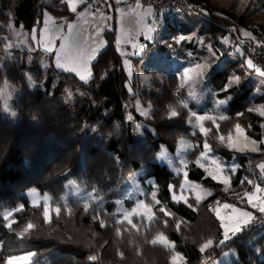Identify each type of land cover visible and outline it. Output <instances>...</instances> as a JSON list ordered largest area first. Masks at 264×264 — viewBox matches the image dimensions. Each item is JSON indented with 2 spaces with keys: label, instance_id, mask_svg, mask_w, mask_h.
Masks as SVG:
<instances>
[{
  "label": "trees",
  "instance_id": "1",
  "mask_svg": "<svg viewBox=\"0 0 264 264\" xmlns=\"http://www.w3.org/2000/svg\"><path fill=\"white\" fill-rule=\"evenodd\" d=\"M185 1L193 9L192 14L201 19L198 36L213 53L212 75L208 79L215 91L210 98L231 97L227 119L218 122L219 130L211 128L210 145L216 147V135L225 136L236 124L243 125L247 120L252 125L247 133L259 142V130L264 133V127L259 128L256 122L264 125V117L260 120L248 109L264 103V83L259 85V80H253L252 72L241 76L240 59L231 53L238 48L243 57L248 56L240 45L254 37L261 38L264 23L251 25L244 17L216 9L207 0ZM255 1L264 7V0ZM43 10L66 12V5L61 0H0V41L12 27L30 31L39 23ZM173 25L169 27L174 35L191 33V27L185 24L179 31ZM227 29L232 30L238 44L228 40ZM111 33H105L107 45L93 61L92 77L87 82L55 71L49 55L26 49L5 52L0 43V211L14 205L21 194L31 189L48 196L51 210L50 221L45 223L41 204H24L10 217L14 221L11 230L0 216V264H6L9 256L29 253L34 254L35 264H171L172 251L152 243L157 235L174 243L175 252L183 258L181 264H200L228 250L235 254L228 264H264V228L256 230L252 225L260 213L254 211L252 223L220 245V222L215 211L208 210L214 200L218 205L227 202L247 207L245 197L246 205H240L226 194L242 185L240 166L255 167L250 157L260 160L263 155L249 156L222 146L219 154L239 163L227 188L191 163L187 179L208 189L211 195L199 204L196 200L188 204L172 202L169 186L175 185L179 177L153 159L162 147L173 153L180 138H187L193 147L187 157L196 155L203 138L197 131L191 133L187 125L188 109L180 102V79L176 74L159 76L145 87H136L137 80L133 78L134 91H128ZM164 48L165 45L158 46L160 50ZM184 48L179 50L196 51L190 44ZM204 52L199 50L201 55ZM229 68L240 75L239 83L225 90L232 74ZM4 86L13 90L11 113L15 112V116L4 111ZM134 100L152 107L149 117L142 121L145 124L140 135L134 123L142 118L132 110V121L126 119L125 106ZM172 109L178 113L175 117L169 116ZM140 170L144 171L140 182L150 179L160 201L155 207L157 217L143 235L133 230L126 232L123 225L117 224L120 216L115 205L124 177ZM260 179L261 172L248 192L255 184L261 185ZM75 190L80 197L73 198ZM85 203L89 205L87 210ZM161 207L170 215L159 212ZM55 208L60 209L59 214L52 211ZM28 223L34 227L23 236L17 235ZM207 239H213L214 246L200 252Z\"/></svg>",
  "mask_w": 264,
  "mask_h": 264
},
{
  "label": "rangeland",
  "instance_id": "2",
  "mask_svg": "<svg viewBox=\"0 0 264 264\" xmlns=\"http://www.w3.org/2000/svg\"><path fill=\"white\" fill-rule=\"evenodd\" d=\"M61 1L66 5V12L43 10L39 23L30 31H23L20 28L12 27L8 36L2 35L1 38L3 41H0V43L2 44L4 51L11 52L15 49L39 51L50 56L55 71L71 74L79 81L87 82L92 77L91 65L93 61L96 59L99 52H101L107 45V36L105 33L106 31H112L111 38L113 45L117 54L120 56L121 66L127 78L125 85L130 93L134 91L132 83L133 78H136L137 80L136 87H145L149 85L153 79L160 78L159 76H165L170 73L176 74L180 79L178 86L180 102L182 105L186 104V108L188 109L189 118L187 120V125L190 128L191 133H195L196 131L200 133L203 141L201 143L200 152L196 155L187 157L193 147L187 138H180L177 141L173 153L165 147H162L156 154L153 162L171 169L172 173L179 177L176 179L175 185L171 184L169 186L172 202L176 204H188L191 203V201L196 200V195H200L201 200L208 196V189L185 179L184 176V173L191 167V163L196 165L195 162L197 158L200 157L201 152L205 151L203 148L205 140H207V143L210 145L212 140V137L209 136L211 128L217 129L212 121L205 120L198 122L196 117L199 115L212 116L216 118V123L218 124L219 121L225 120L220 119V117H226L225 113L229 99H218L216 96L210 98L211 94L214 93L213 91H215L213 90L215 89V86H212L210 83L211 79H208L209 75H212L210 66L212 64L211 56H213V53L208 45L203 43V39L198 36L199 25L202 24L201 19L197 15L188 11L182 14L168 16L166 18L165 14L157 13L149 6H137V3L132 5H119V8L115 7V11L108 9L107 11L101 10L90 12L86 6L82 4L81 0H71L72 5L76 8V11L73 12L69 9L68 0ZM207 2L216 9L231 12L235 16L244 17L245 21L251 25L264 23V7H260V3L257 4L256 1L254 3L253 0H207ZM122 6L123 8L120 9ZM161 20L162 23L159 24ZM172 24H174V29H177L178 31L179 29L181 30L183 26L181 24L191 27V33L184 36L185 43H181L182 40L177 43L179 38L183 35H174V32H172V29L169 27ZM68 25H71V28H69ZM146 35L151 38L146 39ZM261 39L264 41V33ZM185 44H190L195 47V53H192L190 50L181 52L179 49L184 48ZM61 45H63V47H61ZM159 45H165V48L160 50L158 49ZM172 45H174V47H172ZM48 49H51V51H48ZM199 50H205L204 54L201 55ZM231 54L232 57L234 56L233 58L240 59L239 66L242 69V73L240 72L241 76L252 72L253 75H251L253 80H259V85H262V82L264 83V69L254 67L253 64L252 67H249L247 62L251 59L249 56L243 57L241 50L238 48H234ZM137 57L140 59H137ZM125 61H127V63H125ZM58 62L63 67H57ZM198 64L205 66L203 68V76L197 78L195 74H192V80L185 82L183 79L184 69L195 68ZM65 69H74V71H66ZM229 72L232 74L228 77L224 88L229 85L234 77L240 76L234 70H231V68H229ZM77 73H79V75H77ZM89 73H91V75H89ZM80 75H83L86 78L81 80ZM232 85H235V83H232L231 86ZM228 88L229 87H227V89ZM257 88L259 87L257 86ZM257 93L259 92L257 91L256 94ZM256 94L254 97H256ZM2 97L4 111L6 113H11L13 90H11L10 87L4 86L2 88ZM219 100H226L227 103L220 105L218 104ZM262 104L264 103H259L251 108H257ZM151 108V105L144 106L138 100L129 102L127 106H125L127 111V121H132V110L142 118L141 122L134 123L135 132L138 135L141 134L143 125L145 124V122L142 121L149 117ZM249 109L248 112H250ZM250 113L260 120L263 118L256 111H251ZM247 121L248 122L245 124L240 125L243 129V136L239 137L238 144L239 146L245 147V149L247 147L257 148L262 154L264 146L263 129L259 130L261 135H259L258 142L247 133V130H252L251 123L249 120ZM199 123H202L204 127L209 129L207 136L200 132L198 126ZM256 123L259 128H262L263 122L257 121ZM146 127L148 128V126ZM231 133L234 141L237 140L235 126ZM219 135H216V147L210 145L211 151L206 152L204 158L201 159V163L205 164L209 171L206 172L204 168L201 169H203L205 174L209 177H211L209 172L219 175L218 170L212 163V161L215 160L224 169L223 174L231 177V174L234 175L236 173H233L231 169H237V167H239L238 163L235 161V158H231L229 162L226 161L227 158L219 154L218 149L224 148L222 146H226L232 151L236 150L227 146L228 134L225 135L224 143L220 142L218 138ZM236 152L246 154L247 150ZM143 173L144 171L140 170L124 177L122 186L118 191L120 196L115 203L117 207L116 212L120 216L119 220L117 219L116 221L117 224L123 225L126 232L130 233L129 230H133L135 233H140L142 235L144 234L143 230L149 228L150 224L157 217V214L155 213V207L157 206L155 189L150 179L145 180L144 184L140 182L139 179L143 176ZM215 181L219 182V180ZM221 184L224 189L227 188V184ZM181 185H183V189L181 188ZM260 187L264 188V184L260 185ZM254 190L253 187L251 192ZM181 194L188 198L187 203L183 200L177 202L172 199L173 195L180 196ZM69 195L70 193H68L63 200L66 201ZM73 196V198L80 197L79 191L75 190ZM260 197H264V192L257 194L258 199L255 202L258 203ZM46 199L49 205V199L46 194H39L38 191L33 189L28 190L21 194L20 198L14 203V205L1 210L0 216L4 219L6 213L11 212L13 214L17 208L21 209L24 204L28 205V207H35L41 204L44 211V203ZM140 201H143L151 207V219H149V215L146 214L147 210L140 206ZM224 203L227 202H222L218 206H220L221 215L226 218L225 223H228L229 221L227 220V217L232 216L233 213L231 212V209H224L222 207ZM232 205L237 209L251 212L253 216L254 211L259 213L256 208H253L248 203L247 207L235 204ZM235 215L238 216V213ZM126 216L127 219L125 218ZM10 217L6 220L7 224L9 221L14 222ZM129 220H131V223L128 222ZM118 234H120V232H118ZM160 236L161 235L155 236L153 240H157V243H155L156 245L172 251L170 261L171 264H173L172 258L178 254L175 252V245L167 239L170 243H168V246L166 247L165 242L159 240ZM29 254L31 255L24 254L18 256H28V260L21 261L20 264H35L33 262L34 254ZM234 257V252L228 250L218 257L206 259L200 264H228L234 259ZM181 262H183V258L179 254L176 264H181Z\"/></svg>",
  "mask_w": 264,
  "mask_h": 264
},
{
  "label": "snow or ice",
  "instance_id": "3",
  "mask_svg": "<svg viewBox=\"0 0 264 264\" xmlns=\"http://www.w3.org/2000/svg\"><path fill=\"white\" fill-rule=\"evenodd\" d=\"M81 2L83 3L84 0H81ZM68 6H69V9L71 11H73V12L76 11V8L72 5L71 0H68ZM137 6H139V2H137ZM68 27L71 28V25H68ZM244 35L251 37V34L248 33V32H244ZM145 38L146 39H150L151 37L146 35ZM184 39H185V37L181 36L179 38V40L177 41V43H179L180 40H184ZM61 47H63V45H61ZM209 47H211V46H209ZM48 51H51V49H48ZM58 59H59V57H58ZM125 63H127V61H125ZM247 63H248L249 67L253 66L251 60H249ZM57 67H63V66L58 62L57 63ZM204 67H205L204 65H199L198 64V65L195 66V68H185L184 71H183V79L185 80V82H188V81L192 80V78H193L192 74H195V76L197 78H201L203 76V68ZM65 70L66 71H74V69H65ZM77 75H79V73H77ZM89 75H91V73H89ZM85 78H86L85 76L80 75V79L81 80H84ZM232 83L238 84L239 83V77L238 76L234 77L230 81L229 85L226 86L225 90H227V87H230ZM229 99H231V97H229ZM225 103H227L226 100H219L218 101V104H220V105H223ZM183 106L187 107L186 104L183 105ZM5 110H7V109H5ZM249 111L250 112L251 111H256L260 116L264 117V104L259 105L257 108H250ZM145 114H147V113H145ZM11 115L15 116L16 113L13 112V113H11ZM176 115H178V113L176 112L175 109H172L169 112V116L170 117H175ZM196 119H197L198 122H202V121H205V120H210V121L213 122V124L216 125L217 130H219V125L216 123V118H214L212 116L199 115V116L196 117ZM220 119H227V118L224 117V116H221ZM198 126L200 128V132L203 135L207 136V134L209 132V129L204 127L202 123H199ZM262 127H264V125H262ZM235 131H236V134H237V140L234 141L232 133L229 132L228 135H227V146L230 147V148H234L236 151H241V152L245 151L246 150L245 147L239 146V144H238L239 137L243 136V129L241 128V126L239 124L235 125ZM218 138H219L221 143L225 142V136L224 135H219ZM253 143H255V142H253ZM203 148H204L205 151L201 152L200 157L197 158L195 163H196V165L198 167L204 168V170L207 172V171H209L208 168L205 166V164L201 163V159L204 158L205 153L211 151L210 145L207 143V140H205ZM251 151H256V149L253 148V149H251ZM212 163L215 165L216 169L218 170L219 175L216 174V173H213V172H209V175L211 176V178L213 180H219V182H221L223 184H229L231 178L229 176L223 174L224 169L221 167V165L219 163H217L215 160H213ZM258 167L261 169L262 172H264V164H260V165H258ZM236 170H237L236 168H232L231 169V171L233 173H235ZM184 176H185V179H187V172L184 173ZM241 183L243 184V183H245V181H241ZM247 183L252 184L253 182L251 180H248ZM181 188L183 189V185H181ZM254 189L255 190L253 192H245L244 193V197L246 198L247 203L249 205H251L253 208H256L259 211V213L264 214V197H260L258 203L255 202L258 199L257 198V194L264 192V188L260 187L257 184V185H254ZM208 195H211V193H208ZM172 199L176 200L177 202H179L181 200H183L185 203L188 202V198L183 196L182 194L180 196L173 195ZM200 201H201V196L200 195H196V203L199 204ZM156 203L159 204L160 201L156 200ZM140 206L144 207L147 210L146 214H148L149 215V219H151V212H152L151 207L149 205L145 204L143 201H140ZM88 207H89V205L87 203H85L84 204L85 210H87ZM189 207H191L190 204H189ZM222 207L224 209H231V212L233 213V215L232 216H228L227 220L229 222L225 223V219L226 218L221 215L220 206H218L215 209L216 217L220 221V227L222 229V237L223 238L219 240V244L220 245L225 244L230 239V237H235L238 233L242 232L255 219V217L253 216V214L251 212H247V211H243V210L237 209L232 204L224 203L222 205ZM20 210H21L20 208L16 209V211H20ZM52 211H55L57 214H59L60 209L59 208H55V209H52ZM159 211L164 213L165 216L170 215V213L168 211H166V209L164 207H161L159 209ZM237 213H238V216L235 215ZM11 215H12L11 212L6 213L4 215V219L8 220ZM43 217H44V222L48 223L49 222V217H50V208H49L47 199L45 200V203H44ZM125 218L127 219V216ZM128 222L131 223V220H129ZM12 223H13L12 221H9V223L6 224L5 226L8 227L11 230ZM101 225L103 226V221H101ZM33 227H34V225L32 223H28L27 226L22 231L17 233V235L23 236L25 233H27ZM176 227H177V229H179L180 228V224L177 223ZM159 240L160 241H164L166 247L168 246V243H170V242L167 241V238L162 236V235L159 237ZM152 243L153 244L157 243V240H153ZM212 246H214V240L213 239H207L203 244H201L199 250H200V252H205L206 249H208V248H210ZM28 255L30 256L31 254H28ZM178 258H179V254H177V256H174L172 258L173 264H176V260ZM91 259L95 260L96 257L93 256V257H91ZM27 260H28V256H23V257L9 256L7 261H6V264H20L21 261H27Z\"/></svg>",
  "mask_w": 264,
  "mask_h": 264
},
{
  "label": "built area",
  "instance_id": "4",
  "mask_svg": "<svg viewBox=\"0 0 264 264\" xmlns=\"http://www.w3.org/2000/svg\"><path fill=\"white\" fill-rule=\"evenodd\" d=\"M139 2L140 6H149L155 10L157 13L165 14V17L182 14L184 12L193 13V9L188 7L185 0H85L84 5L90 12H97L103 10L108 5H132ZM162 23V20L159 24ZM227 38L230 42L238 44L236 36L231 29L226 30ZM240 48L244 50L252 64L255 67L264 69V43L259 37H254L247 40L240 45ZM262 154L264 157V146L262 149ZM242 173V181H245L242 185L238 186L236 190L230 191L226 194L227 198L234 199L240 205H246L244 199V193L251 189L252 184L247 183L248 180H256L260 177V171L248 164L240 166ZM218 206V200L212 201L208 204V210L214 212ZM256 230L264 228V214H259V219L252 223Z\"/></svg>",
  "mask_w": 264,
  "mask_h": 264
},
{
  "label": "crops",
  "instance_id": "5",
  "mask_svg": "<svg viewBox=\"0 0 264 264\" xmlns=\"http://www.w3.org/2000/svg\"><path fill=\"white\" fill-rule=\"evenodd\" d=\"M85 1V0H84ZM82 4H84V2L82 3ZM120 5H123V4H120ZM109 6H110V8H109ZM119 6V4L118 5H113V6H111V5H108V6H106L102 11H107L108 9H111L112 11H115V7H117V8H119L118 7ZM140 6V5H139ZM141 7H145V6H141ZM147 7V6H146ZM121 8H123V6L122 7H120V9ZM254 147H247L246 148V150H247V152H246V154H249V156H254L255 154H257V153H260L259 152V149H257V148H255L256 149V151H251V149H253ZM258 150V151H257ZM262 156V155H261ZM231 160V158H227L226 159V161H230ZM235 161L237 162V159H235ZM250 161H252L253 163H254V166L256 167V168H258L259 169V171L261 172V179L259 180L260 182H261V185H263L264 184V172H262L261 171V169L258 167V165H260V164H264V158L262 157L260 160H254L253 158H251L250 157ZM238 163V162H237ZM238 166H239V163H238ZM239 167H237V169H238ZM229 170V169H228ZM231 177H233V174H231ZM230 177V178H231ZM230 181H231V179H230ZM227 186H228V184H227ZM260 186V185H259ZM257 213V212H256ZM259 214V213H258Z\"/></svg>",
  "mask_w": 264,
  "mask_h": 264
}]
</instances>
